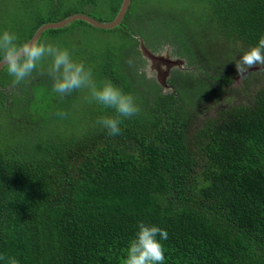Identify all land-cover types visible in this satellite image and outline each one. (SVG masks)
I'll return each instance as SVG.
<instances>
[{
    "label": "trees",
    "instance_id": "obj_1",
    "mask_svg": "<svg viewBox=\"0 0 264 264\" xmlns=\"http://www.w3.org/2000/svg\"><path fill=\"white\" fill-rule=\"evenodd\" d=\"M4 1L17 11L8 31L19 44L73 12L97 9L96 19L111 20L122 0L109 14L98 8L103 0ZM188 1L197 6L186 14L146 9L147 24L162 30L155 41L135 0L114 29L76 19L42 33L39 40L71 50L78 27L119 31L95 80H111L141 110L122 118L119 135L97 123L115 111L89 103L87 89L59 95L50 85L41 116L30 103L37 85L53 83L48 72L37 68L14 86L0 69V264H123L138 222L167 231L164 264H264V76L249 70L246 100L224 97L243 50L264 35V0ZM136 34L185 58L167 91L145 71Z\"/></svg>",
    "mask_w": 264,
    "mask_h": 264
},
{
    "label": "clouds",
    "instance_id": "obj_2",
    "mask_svg": "<svg viewBox=\"0 0 264 264\" xmlns=\"http://www.w3.org/2000/svg\"><path fill=\"white\" fill-rule=\"evenodd\" d=\"M19 39L15 33L8 30L0 33V53L14 86L27 82L38 65L47 58L50 60L47 72L53 82V92L65 95L74 90L87 89L86 99L89 103L95 102L115 111V115L101 116L97 120L109 135L121 134L122 118H131L140 113L141 110L131 94L125 93L107 78L100 82L95 81L91 68L74 59L67 48L39 39L25 40L18 44ZM256 65H264V35L256 45L243 50L235 67L237 74L243 76L250 67ZM57 115L65 117L67 113L59 112ZM167 238L165 229L138 222V230L129 242L123 264H164L165 255L161 240ZM6 259L7 264H18L15 257Z\"/></svg>",
    "mask_w": 264,
    "mask_h": 264
},
{
    "label": "rangeland",
    "instance_id": "obj_3",
    "mask_svg": "<svg viewBox=\"0 0 264 264\" xmlns=\"http://www.w3.org/2000/svg\"><path fill=\"white\" fill-rule=\"evenodd\" d=\"M103 1L104 3L100 4L98 8L100 12L102 11L104 14L105 13L109 14L115 6V1L114 0H103ZM167 1H170V2H167ZM99 2L102 3V0H99ZM164 2L166 3L164 4ZM7 5H12V4L9 1L7 2L5 1L3 2V0L0 1V26L4 27L6 25L4 30H9L8 23L10 22V19H13L15 17L13 15L17 13L16 9H13L12 6L9 8ZM134 5L136 7L135 14L138 15L139 17L141 14V17L143 18L141 21V24L142 26L146 27V29L149 30V33L151 36L150 39L152 41H155L156 39L155 35L158 33H162V30H161V27L157 24L155 26H151L150 24H147L146 9H150L154 7V10H157L158 7H161V6H165L168 8L175 7L176 11L180 12L181 14H186V13H190L194 11L195 7L197 6V4L190 2L188 0H135ZM90 15H92L95 18L101 19L100 14L97 13V9H95V12ZM101 21H105V20H101ZM115 27H112V28L114 29ZM192 27L196 28V26L193 24L190 25L189 28L191 30H194L192 29ZM79 28L80 27H78V29L72 35V38L78 39L79 43L76 46L72 45V48L69 51L71 52L72 56L75 55V56L83 57L82 62L85 64L86 67L91 68L93 79L96 80L98 78V75H100L102 72L100 70V64L104 60L102 57H99V56H101L104 53L105 49H107L108 47L112 45H116L117 43L121 42L122 38L119 37L120 35L118 33L119 32L118 30L100 31L97 29H93V30H87L83 32V30ZM107 29H111V28H107ZM48 42L52 43L51 40H49ZM124 52L125 51L121 52V55L125 56ZM121 55H120V58H122ZM49 64H50V60L46 58L44 61H42L40 65H38V68H42L46 72ZM147 64H146L147 74L153 78H156L154 71L153 72L148 71ZM254 71H256L255 72L256 75L264 76V68L254 70ZM252 73L253 71L233 81V83L231 84L232 87L230 88L231 92H229L228 94L224 96L226 97L227 101L229 100L233 102L243 101V100H246L248 96H250L252 89L254 88L253 86L254 82L251 83L249 81L250 82L249 83L247 82V79L249 78V76H251ZM246 77L248 78L246 79ZM41 83L42 85H37L38 88L36 90L39 95L37 94L34 96V98H32L30 105L33 111L37 112L41 116H44L46 115V112L48 109V106L44 104V99H49L48 96L51 93L49 91V86L50 85L52 86V84H51L50 79H46V81H42ZM168 89H169V86L168 87L166 86L164 88L165 91H167ZM209 103L212 104V102H209ZM78 116L79 115H77L76 118H79Z\"/></svg>",
    "mask_w": 264,
    "mask_h": 264
},
{
    "label": "water",
    "instance_id": "obj_4",
    "mask_svg": "<svg viewBox=\"0 0 264 264\" xmlns=\"http://www.w3.org/2000/svg\"><path fill=\"white\" fill-rule=\"evenodd\" d=\"M131 0H122L120 6L115 14V16L108 21H101L96 19L95 17L89 15L86 12H73L71 14L66 15L65 17L52 20V21H45L41 23L34 31L32 36L28 40L40 39L42 33L50 28H61L64 27L76 19L85 20L88 23L92 24L93 26L99 28H112L117 26L121 23L126 10L130 4ZM139 40L138 48L143 56V58L147 61V67L149 70L154 69L156 71V80L159 84L165 88L166 86L170 87L169 83L167 82L168 77L171 74V68L174 66L182 67L185 63L182 57H172L169 49L165 48L160 52H154L151 48H149L143 37L140 35H136ZM4 61L2 58L0 59V69L4 66ZM264 65H256L250 67L245 74L249 72V70H257L263 69ZM241 77L240 75H234V79ZM168 83V84H167Z\"/></svg>",
    "mask_w": 264,
    "mask_h": 264
},
{
    "label": "flooded vegetation",
    "instance_id": "obj_5",
    "mask_svg": "<svg viewBox=\"0 0 264 264\" xmlns=\"http://www.w3.org/2000/svg\"><path fill=\"white\" fill-rule=\"evenodd\" d=\"M136 35H138V34H136ZM150 48V47H149ZM165 48H167V49H169V52H170V54H171V56L172 57H177L178 58V56H176V55H173L171 52H172V47L169 45V44H167V43H164V44H162V46H159V47H157L156 48V50H153L154 52H160L161 50H163V49H165ZM152 49V48H151ZM184 59V61H185V58H183ZM145 60V59H144ZM145 62H146V64H147V61L145 60ZM146 64H145V71L147 72V70H146ZM178 66H174V67H172L171 68V70H173V68H177ZM178 68H186V61H185V63H184V65L182 66V67H178ZM148 71L149 72H155V75H156V71L154 70V69H152V70H149V68H148Z\"/></svg>",
    "mask_w": 264,
    "mask_h": 264
}]
</instances>
